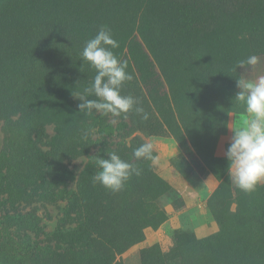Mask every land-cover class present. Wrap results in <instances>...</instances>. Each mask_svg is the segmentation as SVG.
Masks as SVG:
<instances>
[{"label":"rangeland","instance_id":"1","mask_svg":"<svg viewBox=\"0 0 264 264\" xmlns=\"http://www.w3.org/2000/svg\"><path fill=\"white\" fill-rule=\"evenodd\" d=\"M101 26L134 77L121 95L148 120L79 108L96 75L81 52ZM250 55L255 67L237 66ZM260 77L264 0L0 6V264H264V182L241 191L225 156L248 116L237 80ZM150 139L156 159L138 165L131 155ZM105 150L142 169L119 193L93 183ZM173 215L179 225L166 224ZM151 232L160 243L138 257Z\"/></svg>","mask_w":264,"mask_h":264},{"label":"clouds","instance_id":"2","mask_svg":"<svg viewBox=\"0 0 264 264\" xmlns=\"http://www.w3.org/2000/svg\"><path fill=\"white\" fill-rule=\"evenodd\" d=\"M118 47L119 42L106 26H101L97 34L86 41L81 57L96 70V75L91 87L76 96L82 101L79 108L87 109L89 113L111 114L113 117H127L129 113H135L141 119L148 120L149 114L136 98L121 95L122 86L134 77L126 71L128 61L118 59L113 53L112 49ZM257 63L258 57L250 55L239 60L237 66L255 67ZM237 87L240 91L235 99L244 103L248 116L242 125L231 127L233 135L225 153L227 172L236 187L251 193L264 182V77L256 81L238 79ZM92 95L96 99H88ZM84 138L87 139V135ZM153 149L154 143L150 139L134 149L133 156L137 161H155ZM106 153L108 159L96 157L99 171L93 177V183H99L112 193H119L133 176L142 174V169L122 159L115 151Z\"/></svg>","mask_w":264,"mask_h":264},{"label":"crops","instance_id":"3","mask_svg":"<svg viewBox=\"0 0 264 264\" xmlns=\"http://www.w3.org/2000/svg\"><path fill=\"white\" fill-rule=\"evenodd\" d=\"M199 191H201V190H199ZM198 192L196 191L195 194L198 195L197 194ZM190 204L187 203L186 206L189 207ZM191 209H192V207H191ZM176 223H177V225H179V222L176 221V218L174 215L169 216L168 220L166 221V224H169L170 226H172V225L176 226ZM211 231H216V224L213 222L209 223L208 225L207 224H199V225H196L194 227V233L198 237L208 235V234H210ZM160 236H161L160 232H151L150 235H148L144 240H142L140 243H138V257H139L140 249L142 247L149 246V245L155 244L157 242L160 243V241H159ZM165 242H167L166 239H164L163 242L161 241V244L165 243Z\"/></svg>","mask_w":264,"mask_h":264},{"label":"trees","instance_id":"4","mask_svg":"<svg viewBox=\"0 0 264 264\" xmlns=\"http://www.w3.org/2000/svg\"><path fill=\"white\" fill-rule=\"evenodd\" d=\"M27 0H0V6H7V5H19V4H23L25 3ZM35 4L37 6H43L46 4V0H34ZM157 35V33H155ZM191 60L189 61L190 64H194L197 60L198 57L195 55H193L191 58ZM204 63L206 66L209 65H213L214 63V58L213 57H205L203 59ZM133 113H129V118L131 119V121L133 122V117H132ZM126 124V123H125ZM134 128H131L129 130L126 131L125 137H129L131 136V134L133 133ZM128 157V156H127ZM131 157H134L133 154L131 155ZM129 158V157H128ZM138 162V165L143 163L142 160L137 161L136 159L133 160V162ZM223 194V192H221L218 196H221ZM217 200V199H216ZM215 203V201H214ZM40 229V227H38ZM141 251V250H140ZM142 254V253H141Z\"/></svg>","mask_w":264,"mask_h":264}]
</instances>
